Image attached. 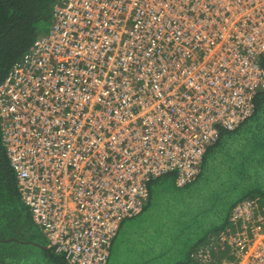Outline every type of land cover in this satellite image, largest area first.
I'll return each instance as SVG.
<instances>
[{"label":"built area","instance_id":"built-area-1","mask_svg":"<svg viewBox=\"0 0 264 264\" xmlns=\"http://www.w3.org/2000/svg\"><path fill=\"white\" fill-rule=\"evenodd\" d=\"M262 57L264 0H58L0 83L2 141L48 246L106 264L149 183L192 181L220 128L253 113ZM231 221L228 253L204 244L194 264H264V201Z\"/></svg>","mask_w":264,"mask_h":264},{"label":"trees","instance_id":"trees-1","mask_svg":"<svg viewBox=\"0 0 264 264\" xmlns=\"http://www.w3.org/2000/svg\"><path fill=\"white\" fill-rule=\"evenodd\" d=\"M57 2L58 0H0V83L14 64L33 45L35 39L49 30L53 19V9ZM261 64L264 66V57L261 58ZM254 102L253 113L240 125L234 129L220 128L218 139L207 148L200 171L192 181L179 186L175 171L153 179L149 183V198L143 209L130 217L142 215L148 206L157 201L160 202L163 197L166 198V195L170 194V187L180 191L173 203L185 200L181 198V189H187L188 197L197 195L203 202L216 198L222 203L224 215L215 223L213 231L208 233H211V236L197 238L195 244L188 247L187 257L182 262L176 261L170 264H194L195 260L192 257L204 244L211 247L212 257L215 260L220 258L218 260L220 261L221 257L228 253L229 247L227 242L220 243L218 246L217 238L222 232H226L228 227H234L231 213L235 205L244 199L258 198L264 201V90L256 94ZM0 162L7 167L4 171L3 185L8 190L6 197L11 199V205H5V201L1 198L3 189L0 183V264H67L64 257L57 254L51 247L33 240L29 230L27 233L24 228L21 230L14 224L16 221L9 209L15 208L17 218L19 220L23 218L16 204L20 205L21 195L2 141L1 128ZM205 175L208 176L209 188L207 189L197 186ZM205 206L207 209L208 206ZM19 233H21L20 236ZM167 240L169 243V237ZM170 241L175 242L176 250H180L179 237H170ZM111 255L112 251L108 262Z\"/></svg>","mask_w":264,"mask_h":264},{"label":"rangeland","instance_id":"rangeland-1","mask_svg":"<svg viewBox=\"0 0 264 264\" xmlns=\"http://www.w3.org/2000/svg\"><path fill=\"white\" fill-rule=\"evenodd\" d=\"M6 168L0 162V183L3 189L1 198L5 201V205L10 206L11 199L6 197L8 190L3 185ZM207 179L208 176L205 175L197 186L209 188ZM169 190L170 194H167L166 198L163 197L160 202L157 201L148 206L142 215L126 219L121 224L113 242L111 258L107 264H128L130 262L133 264H170L176 261L182 262L187 257L188 247L195 244L197 238L205 235L208 237L211 234L208 233L213 231L212 228L216 225L215 223L224 215L222 203L216 198L203 202L197 195L188 197L187 189H181V198L185 200L180 203H173L180 191L171 187ZM21 200L20 205L16 203L18 211L23 217L21 220L17 218L15 208L9 209L11 216L16 221L14 224L18 225L21 230L24 228L27 233L29 230L33 235V240L48 245L46 236L34 223L29 209ZM205 205L208 206L207 209ZM170 237L180 238V250L175 249V242L170 241Z\"/></svg>","mask_w":264,"mask_h":264},{"label":"crops","instance_id":"crops-1","mask_svg":"<svg viewBox=\"0 0 264 264\" xmlns=\"http://www.w3.org/2000/svg\"><path fill=\"white\" fill-rule=\"evenodd\" d=\"M35 223V222H34ZM211 236V235H210ZM209 239H211V238H209Z\"/></svg>","mask_w":264,"mask_h":264}]
</instances>
